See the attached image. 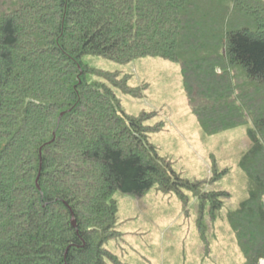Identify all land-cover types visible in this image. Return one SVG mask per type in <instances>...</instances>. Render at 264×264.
Instances as JSON below:
<instances>
[{
  "label": "trees",
  "instance_id": "16d2710c",
  "mask_svg": "<svg viewBox=\"0 0 264 264\" xmlns=\"http://www.w3.org/2000/svg\"><path fill=\"white\" fill-rule=\"evenodd\" d=\"M87 55L174 62L204 136L245 129L247 198L228 223L246 264H260L264 0H0V264H123L106 248L122 237L118 191L190 188L213 214L229 195L176 175L150 138L158 113L127 115L114 89L139 98L147 86L89 82Z\"/></svg>",
  "mask_w": 264,
  "mask_h": 264
},
{
  "label": "rangeland",
  "instance_id": "374dc122",
  "mask_svg": "<svg viewBox=\"0 0 264 264\" xmlns=\"http://www.w3.org/2000/svg\"><path fill=\"white\" fill-rule=\"evenodd\" d=\"M83 61L97 72L88 76L89 82L112 87L101 74L117 73L121 78L129 75L132 88L147 86L139 98L114 88L124 112L139 117L156 111L158 116L149 125L165 124L150 138L176 175L200 183L204 192L229 194L219 197L223 207L216 208L215 215L212 200L201 207L190 188L183 189L185 197L164 193L158 186L143 196L118 191L117 229L122 237L109 241L106 248L123 264H246L228 223V214L247 198L248 178L239 167L251 145L245 129L204 136L186 99L181 69L174 62L147 57L120 64L95 55ZM215 168L221 175L214 174Z\"/></svg>",
  "mask_w": 264,
  "mask_h": 264
},
{
  "label": "water",
  "instance_id": "95a60500",
  "mask_svg": "<svg viewBox=\"0 0 264 264\" xmlns=\"http://www.w3.org/2000/svg\"><path fill=\"white\" fill-rule=\"evenodd\" d=\"M64 115H65V113H62L61 118H62ZM120 116L124 117L122 113H120ZM61 118H60V120H61ZM41 154H42V152H41ZM39 178H40V175H39ZM39 178H38V179H39ZM37 181H38V180H37ZM39 188H40V187H39ZM72 225H73L74 228H76V229L78 228L77 221H76L74 215H73V218H72Z\"/></svg>",
  "mask_w": 264,
  "mask_h": 264
},
{
  "label": "built area",
  "instance_id": "2783aa9c",
  "mask_svg": "<svg viewBox=\"0 0 264 264\" xmlns=\"http://www.w3.org/2000/svg\"><path fill=\"white\" fill-rule=\"evenodd\" d=\"M260 264H264V263L262 262V260L260 261Z\"/></svg>",
  "mask_w": 264,
  "mask_h": 264
}]
</instances>
